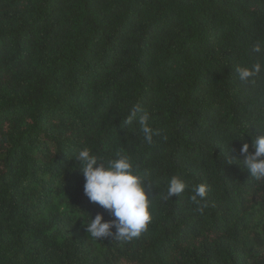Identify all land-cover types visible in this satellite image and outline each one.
<instances>
[{"label":"trees","instance_id":"obj_1","mask_svg":"<svg viewBox=\"0 0 264 264\" xmlns=\"http://www.w3.org/2000/svg\"><path fill=\"white\" fill-rule=\"evenodd\" d=\"M257 41L264 0H0V264H264V180L239 162L264 135V72H235ZM137 104L152 144L125 123ZM84 148L146 183L139 238L86 232L113 217L84 195ZM173 176L187 188L164 200Z\"/></svg>","mask_w":264,"mask_h":264},{"label":"clouds","instance_id":"obj_2","mask_svg":"<svg viewBox=\"0 0 264 264\" xmlns=\"http://www.w3.org/2000/svg\"><path fill=\"white\" fill-rule=\"evenodd\" d=\"M252 51L257 55V61L250 67L235 69L241 82L254 80L264 72V43L257 41ZM150 119V113L137 104L131 108L125 123L132 124L135 121L143 133L144 141L152 144L154 136H159L160 132L153 130ZM250 147L254 152H249ZM240 156L243 160L239 162L251 176L257 181L264 180V135L252 138L251 145L243 143ZM74 161L80 164L78 169L84 177V195L90 203L99 205L113 217L110 221H105L102 214L91 217V222L85 226L89 236L95 240L111 237L123 243L139 238L151 222L150 207L154 198L150 199L146 194V183L134 169L130 158L118 152L115 158L104 161L84 148ZM227 163L232 164L234 161L229 159ZM186 188L183 180L173 176L167 182L162 198L170 200L173 196H180ZM192 193L191 200L199 203L206 197V186L195 185Z\"/></svg>","mask_w":264,"mask_h":264}]
</instances>
